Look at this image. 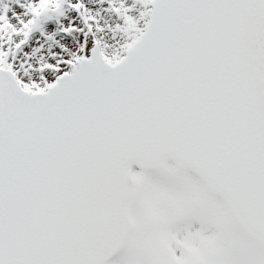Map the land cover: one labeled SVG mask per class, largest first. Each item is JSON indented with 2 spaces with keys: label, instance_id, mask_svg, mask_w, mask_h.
Returning <instances> with one entry per match:
<instances>
[{
  "label": "snow or ice",
  "instance_id": "obj_1",
  "mask_svg": "<svg viewBox=\"0 0 264 264\" xmlns=\"http://www.w3.org/2000/svg\"><path fill=\"white\" fill-rule=\"evenodd\" d=\"M194 236L264 264V0H0V264Z\"/></svg>",
  "mask_w": 264,
  "mask_h": 264
},
{
  "label": "rangeland",
  "instance_id": "obj_2",
  "mask_svg": "<svg viewBox=\"0 0 264 264\" xmlns=\"http://www.w3.org/2000/svg\"><path fill=\"white\" fill-rule=\"evenodd\" d=\"M138 170V168H137ZM142 203L144 205L146 215L152 221L156 222L160 219V214L155 208L152 200L148 197L141 196ZM133 222L132 227L136 228L139 226L137 219L132 215ZM150 245L153 251L157 253L159 257V250H171V244L166 238H158L155 241H150ZM181 247L184 248L186 256L181 261V264H208V253L209 251L218 252L217 244L215 240L209 239L205 236H194L187 240L179 241ZM173 259H178L173 254Z\"/></svg>",
  "mask_w": 264,
  "mask_h": 264
},
{
  "label": "water",
  "instance_id": "obj_3",
  "mask_svg": "<svg viewBox=\"0 0 264 264\" xmlns=\"http://www.w3.org/2000/svg\"><path fill=\"white\" fill-rule=\"evenodd\" d=\"M138 195H139V194H138ZM126 218H127L128 223H129V225H130V214H129V213L126 214Z\"/></svg>",
  "mask_w": 264,
  "mask_h": 264
}]
</instances>
